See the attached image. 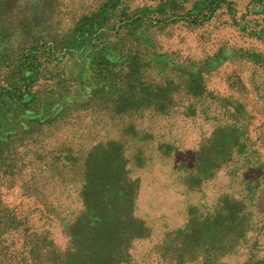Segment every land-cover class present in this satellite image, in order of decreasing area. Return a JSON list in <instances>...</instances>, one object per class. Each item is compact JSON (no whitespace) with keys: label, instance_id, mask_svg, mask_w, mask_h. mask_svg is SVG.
I'll list each match as a JSON object with an SVG mask.
<instances>
[{"label":"rangeland","instance_id":"rangeland-1","mask_svg":"<svg viewBox=\"0 0 264 264\" xmlns=\"http://www.w3.org/2000/svg\"><path fill=\"white\" fill-rule=\"evenodd\" d=\"M170 96L168 139L198 128L220 168L135 166L154 125L117 113ZM67 107L100 126L69 137L78 109L49 142L62 160L36 161L31 129ZM0 264H264V0H0Z\"/></svg>","mask_w":264,"mask_h":264},{"label":"trees","instance_id":"trees-1","mask_svg":"<svg viewBox=\"0 0 264 264\" xmlns=\"http://www.w3.org/2000/svg\"><path fill=\"white\" fill-rule=\"evenodd\" d=\"M173 100L174 99L172 96L163 97L161 99H154V100L153 99H148V100L142 99L139 103H137V105H130V104L125 105L123 107V110L117 113L118 115H122V116H129L130 114L135 113V114H138L139 116H143L141 118L142 120L151 119L152 124L154 125L152 135L151 133L149 134V133L144 132L145 134H143V136L141 135V137L139 138V141H138L139 143L147 142L143 144V145H146V144L147 145L142 146V144H138L140 148L133 158L136 164L135 166L139 168V170L140 169L146 170L147 168L153 166L154 162L151 160V157H150L152 154L153 156L156 157V160H154L155 163L162 161V162H167L165 163V165H168L171 160H174V161L176 160L175 162L177 163L179 168H188V169L191 168L193 170H197V172H199L198 174L204 173L203 169L208 168L209 171L211 172V170L213 169L220 168L223 164L226 163L227 161L226 156H221V154L220 155L214 154L212 156L206 155L204 153L203 145L200 146L199 139H201V135H199L198 133L200 131L198 128L195 130L193 128H189V129L186 128L187 130L182 128L181 131L182 132L184 131V133L179 134V138L182 140V142H180V140L177 138L176 135L174 136L176 140L170 141L168 139V135L171 133V131L166 130L164 128L166 125H163V124L164 122H166L165 120H167V118L170 117V114H171L170 104H172ZM29 102L30 104H34L35 102L39 103V99H37L36 96L31 95ZM78 109H81V108L80 107L79 108L67 107L58 116L51 117L47 121H45L43 124L41 125L38 124L37 128L31 129L32 135L28 138L27 144L34 142L40 146L38 151L35 150V152H33V155H36V158H34L36 161L40 160V162L42 161L45 163L48 160H52L58 163L62 160L61 156H54V157L48 156L49 153H52L53 151V150H49L50 146H52L50 145V143H52V141L54 140L55 135L58 136V134H56L55 132L56 131L55 129L63 127V125H60V123H65V122L69 123L72 116L76 114ZM81 110L82 111L84 110L83 111L84 113H82L81 116L83 117L85 126H83L82 128L83 130L82 131L80 130L79 132H78L79 129H76V130L73 129L69 131L68 132L69 137L70 136L73 137L75 136V134H77L79 137L83 138V136H86L89 134V133L87 134V129H91L92 126H94V128L98 127L101 124L100 121L93 119V116L87 112L88 111L87 108H82ZM149 111L150 112L152 111L151 112L152 114L148 113ZM142 112L144 113L147 112L145 117H144V114H142ZM149 115H150V118H149ZM189 116L191 118L198 117L196 112L189 114ZM92 120H94L92 122L93 125L90 127L89 125L91 124ZM52 127L54 130L52 129ZM48 128H51V129L48 130ZM134 134L140 135L139 132H135ZM110 143H111V146H114L116 148V151H117L116 159H117V162L120 164V167L122 168L124 180L128 184H134L138 186V188L140 189V187L146 180L142 176H131V170L128 168V166H129V162H131L132 159L126 156V151L124 147L125 145L122 142L117 141V140H112V141L110 140ZM214 144H219V142L213 141L211 142V145H210L212 148L217 149L219 145H214ZM106 145L107 144H105V146ZM220 145L222 148L231 149L233 145L235 144L230 139H227V140L225 139L223 142L220 143ZM103 146L104 144L99 143L95 145V147H93V149L90 150V152H85L86 150H83V149L81 150L77 149L76 150L77 152H74V153L69 152L65 159H69L72 161H78L76 153L83 151L86 154L85 165H87L89 161L95 158L94 156L96 155V149H98V147H103ZM151 149H152V153H151ZM190 155H192L191 156L192 162H190L188 158L190 157ZM160 174L154 177L155 180H158L160 178ZM192 177L193 178H191V182L193 183V185H200L205 181L204 177H200V176H192ZM229 199H231L232 202L235 201V199L231 198L230 196H229ZM55 209L57 210V208ZM131 219L136 220V218H134L133 216Z\"/></svg>","mask_w":264,"mask_h":264}]
</instances>
